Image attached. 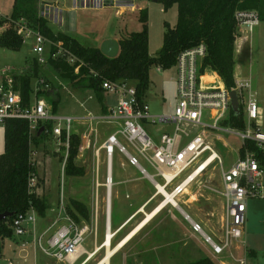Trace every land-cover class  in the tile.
<instances>
[{"label":"rangeland","instance_id":"374dc122","mask_svg":"<svg viewBox=\"0 0 264 264\" xmlns=\"http://www.w3.org/2000/svg\"><path fill=\"white\" fill-rule=\"evenodd\" d=\"M13 2L14 0H0V12L3 15H12ZM139 3L141 11L147 14L149 53L156 55L163 43L164 22L170 26L175 25L177 8L174 5L164 11L162 3L154 0H140ZM70 6L67 1L65 5L62 1L59 2V7L63 9L62 25L52 22H49V25L54 32L64 31L84 45L100 47L106 39L128 37L130 33L140 31L142 28V22L139 20L140 11L128 12L122 17H116L113 9L74 10ZM248 37L242 56L235 51L234 76L241 82H249L250 87L243 88L242 94L245 102L249 98L256 99L261 109L257 122L264 129V21L258 20ZM32 44L31 39L25 38L18 50L0 47V69L16 68L23 69L27 74L32 73L36 59L40 56L45 59L47 57L46 53L42 55L34 53ZM36 68L37 75L44 76L50 82L52 89L59 94L58 114L97 115L104 105L111 107L117 103L116 93L104 91L102 98L99 99L93 89L79 88L71 84L68 79L59 75L49 62L40 64ZM175 73L174 67L163 70L152 66L149 69L150 84L147 95L151 107L164 113L171 111L176 101ZM34 83L35 78L32 80V84ZM95 125L98 137L96 146H98L114 131L116 125L112 123ZM77 130L81 132L80 128ZM220 137L221 141L213 140V147L220 156L221 162L211 163L187 186V191L176 197L178 204L188 216L216 242H221L223 233L221 226L225 203L222 195V172L238 158L241 146L240 138L234 134L223 132L220 133ZM3 149L4 125L0 123V153ZM37 151L34 162L41 161L39 169L42 174L38 175L40 179L38 186H42L46 177L44 194L46 201L50 203L46 216L52 219L60 212L58 201L63 184L62 195L66 209L69 206V198L72 197L82 202L89 214V219L83 220L81 213L74 209L70 210L81 222L85 221L89 226L84 240V247L88 253L93 252L98 245V250L86 264L98 263L105 255L103 244L107 231L108 193L105 186L107 183L105 151L101 152L99 163L95 161L93 149L88 150L82 157L77 156L76 163L84 168V174L80 176H66L62 168L63 154L57 151V145L49 136L40 141ZM112 159L110 226L111 234L113 236L116 234L115 237L111 236L113 246L145 217L146 212L151 211L164 198L161 194L155 195L157 189L154 184L141 173L139 168L131 165L123 153L116 149ZM148 169L152 172L149 167ZM157 179L160 184L163 183V179ZM152 197L153 199L144 209L145 213L138 212V215H134L138 208ZM41 219L42 216L37 214V220ZM3 241L2 250L5 255H0V264L10 256L8 252L13 245L9 238ZM242 242L243 244L239 245L233 242L221 255L213 256L210 254V245L203 235L195 232L191 222L177 208L168 204L119 250L110 264H186L206 255H209L208 257H211L216 264H221V261L225 264H238L236 259L243 257L246 264H264V198H250L247 201ZM86 257L87 254L83 255L76 264L85 262ZM40 259L47 260L49 264H67L42 254ZM14 261L22 264L16 258ZM27 264L33 263L30 261Z\"/></svg>","mask_w":264,"mask_h":264},{"label":"built area","instance_id":"2783aa9c","mask_svg":"<svg viewBox=\"0 0 264 264\" xmlns=\"http://www.w3.org/2000/svg\"><path fill=\"white\" fill-rule=\"evenodd\" d=\"M71 4V9H113L116 17H122L128 12L141 11L140 0H37L39 16L49 22L62 25L63 9L59 2ZM236 17L239 26L250 32L257 24L255 11L238 12ZM240 28V27H239ZM8 29L15 31L22 40L31 39L32 51L36 54H47L36 59L37 63L45 64L48 58L57 59L62 55L69 64L74 65V72L84 65L83 61L61 41H52L39 28L32 27L27 19H14L11 15L0 12V36ZM55 48L52 51V48ZM205 46H198L181 51L176 59V102L167 113H154L150 103L139 94L135 84L129 80H103L104 91L118 95L116 105L107 112L98 115L86 114L82 119L71 115H61L54 111L52 102L41 92L52 90L50 82L39 75L32 84L30 99L24 103L21 93L14 88V76L23 75V69H0V123L7 118H21L29 122L30 134V162H34L38 151L32 143L33 136L43 128L42 134L52 138L57 145V151L63 154L62 168L65 169L70 152L71 137L76 122H86L88 129L81 135V142L77 148V156H83L87 150L93 149L96 161L100 151L104 149L107 159L113 158L115 150L123 153L128 162L140 169L143 175L149 176L152 182L159 183L168 192L179 195L184 192L183 184L192 173L212 156L213 160L221 158L213 147V140L221 141L220 133L234 134L241 140L244 147L243 154L238 155L235 162L222 172L224 197V216L222 218V239L216 242L204 233L202 227L192 221L195 232L201 233L211 247L213 256L217 257L233 242L243 244L242 237L246 223V203L250 198H264V160L249 148L248 143L264 153V129L257 122L261 109L255 98L246 102L242 89L250 87L249 82L235 79V87L227 89L222 79L207 80L203 67ZM215 72V71H213ZM216 73V72H215ZM93 77L97 73L90 70ZM217 74V73H216ZM235 90L239 107L243 109L244 128L231 127L224 122L234 112L230 102L229 92ZM97 123L116 124L117 128L98 146ZM40 133V134H41ZM240 146V147H241ZM210 165V164H209ZM208 165V166H209ZM147 166V167H146ZM148 167L152 170L149 171ZM168 174H171L170 180ZM38 173L29 179V186L38 187ZM155 186V185H154ZM61 193L58 201L62 222H51L42 229H37V212L30 209L18 213L9 226L13 236L22 249L32 245L45 256L59 262L76 264L88 251L84 247V240L89 230L85 221L78 222L71 218L64 205ZM156 187V186H155ZM169 189V190H168ZM177 197V196H176ZM189 217V216H188ZM85 259V260H86ZM238 264H246L245 257L236 259ZM225 264L224 261L220 262Z\"/></svg>","mask_w":264,"mask_h":264},{"label":"trees","instance_id":"16d2710c","mask_svg":"<svg viewBox=\"0 0 264 264\" xmlns=\"http://www.w3.org/2000/svg\"><path fill=\"white\" fill-rule=\"evenodd\" d=\"M162 3L164 11L170 7L177 8V21L174 26L164 22V37L160 50L156 55L149 53V30L147 14L139 13L142 22L140 31L132 32L128 37L118 38L119 53L115 57L104 55L100 47L84 45L77 38L59 31L54 32L49 21L39 16L37 0H14L12 17L25 18L32 27L40 31L50 40L61 41L63 46L77 55L84 63L79 73L74 72V65L69 64L62 55L57 59L48 58L53 69L71 84L79 88H91L99 99L104 89L103 80H129L135 84L139 94L146 97L149 89V69L157 66L163 70L174 66L178 54L186 49L203 44L205 57L203 67L215 71L222 79L227 89L235 87V40L239 21L238 12L255 11L259 21H264V0H157ZM23 44L22 38L14 30L8 29L0 36V47L18 50ZM55 48H52L54 51ZM37 66L32 73L14 76V88L18 89L24 103L30 99L32 80L37 75ZM90 70L97 73V77L90 74ZM210 71V70H209ZM210 71L218 80L219 77ZM52 102L57 112L59 94L53 89L41 92ZM108 111V110H107ZM106 111V112H107ZM231 127L244 128L243 109L240 105L238 112H231L228 120L224 122ZM4 149L0 153V214L7 212L8 216L0 220V255L2 254V241L11 238L13 232L9 226L12 219L20 212L35 209L39 216H44L48 209L45 200L38 196L36 187L29 186V179L37 175V168L30 162V134L29 122L21 118H7L4 122ZM45 138L41 133L33 136L32 143L40 145ZM80 137L74 133L71 137L70 152L64 172L66 176H80L84 168L79 166L75 159ZM249 148L264 160V153L259 151L253 143ZM244 147L239 148V155L243 154ZM40 182V179H39ZM77 210L83 215V220L89 219L82 202L70 197L66 209L68 215L81 222L70 212ZM186 264H216L210 257H201Z\"/></svg>","mask_w":264,"mask_h":264},{"label":"crops","instance_id":"0c3cea01","mask_svg":"<svg viewBox=\"0 0 264 264\" xmlns=\"http://www.w3.org/2000/svg\"><path fill=\"white\" fill-rule=\"evenodd\" d=\"M176 24V23H175ZM59 26H61V25H59ZM62 32H64V31H62ZM66 33V32H65ZM241 35H243V33H241ZM249 35V34H248ZM250 37V36H249ZM249 37L247 38V39H244L243 37H237L236 38V40H235V51H236V53L238 54V55H241L242 56V54L245 52V47H246V44H247V40H249ZM115 39H118L117 37H115ZM218 75V74H217ZM176 78H174V81H175V97H176V80H175ZM146 100L149 102V100H148V95H147V93H146ZM176 102V101H175ZM174 105H175V103H174ZM173 105V106H174ZM112 107V106H111ZM110 106H107V105H104L103 107H102V109H101V112L99 113V114H101V113H105L108 109H110L111 108ZM173 108V107H172ZM151 109H152V111L154 112V113H164L162 110H159V109H156V108H153V107H151ZM98 115V114H97ZM86 116V114L85 115H82V116H74V117H76V118H80V119H82V118H84ZM116 125V124H115ZM75 130H76V133L79 135V137H80V142H81V135L88 129V124L86 123V122H76L75 123ZM77 128L79 129H81V132H78V130H77ZM116 128H117V126L115 127V129H114V131L116 130ZM111 134V133H110ZM107 138V137H106ZM105 138V139H106ZM104 139V140H105ZM104 140H102V141H104ZM101 141V142H102ZM80 144V143H79ZM39 147V146H38ZM37 147V148H38ZM104 149H101V151H100V155H101V152L103 151ZM105 151V150H104ZM88 152V150L85 152V154ZM84 154V155H85ZM93 154H94V152H93ZM83 155V156H84ZM105 156H106V152H105ZM82 157V156H81ZM94 158H95V155H94ZM100 159H101V157L99 156V160L98 161H96V158H95V161H96V163L98 162L99 163V161H100ZM106 160H107V180H108V178L110 177L111 178V176L113 175L112 174V169H113V167H112V165H113V163H112V161H113V159L112 160H108L107 159V156H106ZM41 161L39 160V162L36 164V168H37V173H38V175H40L41 173H40V169H39V165L41 164L40 163ZM98 172V174H99V170L97 171ZM42 175V174H41ZM145 176V175H144ZM146 178H148L149 179V177H147V176H145ZM150 180V179H149ZM151 181V180H150ZM111 182H112V185H113V181L111 180ZM45 185H46V177H44V180H43V183H42V186H38L37 187V189H36V193H37V195L38 196H40V197H42L44 200H45V202L48 204V206L50 205V203L49 202H47L46 201V195L44 194V188H45ZM105 186L107 187V193L109 192L110 193V196H111V189H112V186H111V188H108V186L105 184ZM49 187V186H48ZM43 189V190H42ZM44 194V195H43ZM156 195V194H155ZM158 195V194H157ZM153 199V197L152 198H150V199H148V201H146L144 204H142L139 208H138V210H137V212L136 213H134V215H136L138 212L140 213V212H142V211H139L140 210V208H143V209H145L146 207H147V205L149 204V202L151 201ZM110 200H111V198H110ZM110 207H111V203H110V205H109V213H108V207H107V219L109 218V220H107V221H109V228H108V232L106 231V235H105V242H104V247H105V243H106V241L107 240H109V243H110V245L112 246V242H111V238L112 237H115L116 236V234L113 236V234H111L112 235V237L111 238H107V234L108 233H111V226H110ZM48 210V209H47ZM46 210V211H47ZM183 210V209H182ZM184 211V210H183ZM144 212V211H143ZM150 212V211H149ZM185 212V211H184ZM185 214H187L186 212H185ZM138 215V214H137ZM48 216V215H47ZM46 216V213H45V215L42 217V219L41 220H37V229H42V228H44V227H46L47 225H49L51 222H53V221H55V220H59V223H61L62 222V218H61V214H59V213H57V215L55 216V218H52V219H50V218H48ZM132 216V215H131ZM130 216V217H131ZM129 217V218H130ZM190 217V216H189ZM128 218V219H129ZM127 219V220H128ZM126 220V221H127ZM107 221H106V229H107ZM125 221V222H126ZM193 221V220H192ZM192 221H190L191 222V225H192ZM124 224V223H123ZM123 224H121V226L123 225ZM127 225V224H126ZM119 228V227H118ZM117 228V229H118ZM10 239V241L13 243V245H12V247H11V250H10V252H8L9 253V257L8 258H6L5 260H4V263L3 264H19V263H17V262H15L14 261V259L16 258V259H18L19 261H21V263L22 264H27V263H29L30 261L33 263V264H49L48 263V261L47 260H41L40 259V254H42L41 252H39V251H37V250H34V248H33V246L32 245H30V246H28V247H26L25 249H22L21 247H20V245H19V243H17V239H15L14 238V236H12L11 238H9ZM4 242V241H3ZM2 242V243H3ZM4 244V243H3ZM2 244V245H3ZM126 245V244H125ZM124 245V246H125ZM114 246V245H113ZM123 246V247H124ZM122 247V248H123ZM96 248H97V250H98V245L96 246ZM121 249V248H120ZM119 249V250H120ZM210 249H211V247H210ZM96 250V251H97ZM119 250L111 257V259H110V262H111V260L114 258V256H116L117 254H118V252H119ZM94 251V250H93ZM95 251V252H96ZM210 251V250H209ZM94 252V253H95ZM93 253V254H94ZM210 254H212L213 255V253H212V250L210 251ZM1 255H5V253H4V251L2 250V254ZM42 255H44V254H42ZM207 256V255H206ZM209 256V255H208ZM207 256V257H208ZM201 258V257H200ZM211 258V257H210ZM91 259V258H90ZM90 259H87L85 262H83L82 264H86ZM212 259V258H211ZM68 264V263H67ZM110 264V263H109Z\"/></svg>","mask_w":264,"mask_h":264},{"label":"bare ground","instance_id":"6f19581e","mask_svg":"<svg viewBox=\"0 0 264 264\" xmlns=\"http://www.w3.org/2000/svg\"><path fill=\"white\" fill-rule=\"evenodd\" d=\"M238 32L243 33V35L238 34ZM248 34H250V31L246 28L240 27L237 29V37H243L244 39L248 38ZM204 77L207 80H212V79H217L215 76H213L211 74V72L206 69L204 71ZM212 156L208 161H206L205 163H203L198 169H196L191 177L186 180V182L183 184V186H187L186 184L191 183L201 172H203L209 164H211V161L213 160ZM147 176V175H145ZM149 177V176H147ZM171 174H168V179L170 180ZM150 180H152L149 177ZM152 182V181H151ZM153 183V182H152ZM154 184V183H153ZM106 185L108 186V188H111L112 186V182H111V178L109 177L107 180ZM156 187V195L157 194H161L163 196V200L157 205L155 206L150 212H144L145 213V217L133 228L131 229L124 237H122L114 246H111L109 243V240L106 241L105 243V255L104 257L99 260L98 263L96 264H109L110 263V259L111 257L120 249L122 248L125 244H127L143 227H145L155 216H157L162 210L163 208H165V206H167L168 204L172 205L173 207L177 208L186 219H188L189 221H192V219L190 217H188V214H185V212L182 210L181 206L178 204L177 200H176V194L170 193L167 191V189L165 188V186H163L160 183H155L154 184ZM187 191V188H184V192ZM181 194V193H180ZM111 203L110 200V193L108 192L107 195V207H108V213H109V205ZM139 211H144L143 208H140ZM109 220V218L107 219ZM108 228H109V221H107V232H108ZM111 233L107 234V238H111ZM97 250V248L95 247L93 252H89L88 258L90 259L93 256V253Z\"/></svg>","mask_w":264,"mask_h":264},{"label":"water","instance_id":"95a60500","mask_svg":"<svg viewBox=\"0 0 264 264\" xmlns=\"http://www.w3.org/2000/svg\"><path fill=\"white\" fill-rule=\"evenodd\" d=\"M157 1V0H154ZM100 50L101 52L106 55L107 57H115L119 53V42L118 39H106L100 44ZM230 96V102L232 105V109L234 112L239 111V102H238V96L235 90H231L229 92ZM43 128H40L38 131V135L42 132ZM8 216L7 212H4L0 214V220L5 219Z\"/></svg>","mask_w":264,"mask_h":264}]
</instances>
